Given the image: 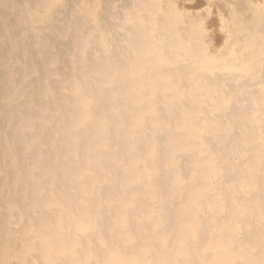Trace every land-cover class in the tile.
<instances>
[{"label": "bare ground", "instance_id": "bare-ground-1", "mask_svg": "<svg viewBox=\"0 0 264 264\" xmlns=\"http://www.w3.org/2000/svg\"><path fill=\"white\" fill-rule=\"evenodd\" d=\"M0 264H264V0H0Z\"/></svg>", "mask_w": 264, "mask_h": 264}]
</instances>
